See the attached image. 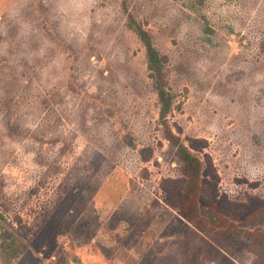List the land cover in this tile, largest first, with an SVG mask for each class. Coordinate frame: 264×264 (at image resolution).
Wrapping results in <instances>:
<instances>
[{
    "label": "rangeland",
    "instance_id": "rangeland-1",
    "mask_svg": "<svg viewBox=\"0 0 264 264\" xmlns=\"http://www.w3.org/2000/svg\"><path fill=\"white\" fill-rule=\"evenodd\" d=\"M129 13L168 57L167 121L205 163V199L264 206V0H0V264H191ZM241 229L232 260L206 264H264V220Z\"/></svg>",
    "mask_w": 264,
    "mask_h": 264
},
{
    "label": "trees",
    "instance_id": "trees-1",
    "mask_svg": "<svg viewBox=\"0 0 264 264\" xmlns=\"http://www.w3.org/2000/svg\"><path fill=\"white\" fill-rule=\"evenodd\" d=\"M127 23L146 48L149 76L153 80L161 102L160 118L165 127V137L175 148L182 163L183 182L179 189L178 203L180 209L186 212L189 224L193 225V238L198 243L195 251H191V245L188 244L187 248L191 252H189L191 254L189 258L192 257L190 262L191 264H206L209 257L210 259L216 258V260L222 257L224 260L231 261L233 248L240 247L244 242L243 236L246 233L241 227L264 220V206L257 211L252 210L245 215H238L221 206L218 201L205 199L203 193L205 163L185 145L180 137L172 132L167 121L173 108V95L167 89L164 74L168 57L159 52L154 46L151 33L130 13ZM15 242L9 243L7 247L12 250L10 258H14L19 252ZM260 243L262 247L250 249L256 255L264 253V241ZM7 249L3 251L4 256Z\"/></svg>",
    "mask_w": 264,
    "mask_h": 264
}]
</instances>
